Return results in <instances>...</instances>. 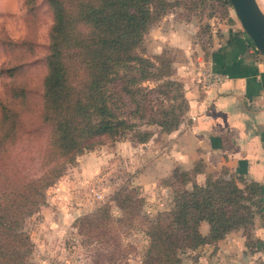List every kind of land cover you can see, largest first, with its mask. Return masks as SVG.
Segmentation results:
<instances>
[{"label": "trees", "instance_id": "1", "mask_svg": "<svg viewBox=\"0 0 264 264\" xmlns=\"http://www.w3.org/2000/svg\"><path fill=\"white\" fill-rule=\"evenodd\" d=\"M206 1L44 0L51 23L38 88L30 79L36 43L31 37L2 40L10 57L0 65V264H30L33 243L23 229L25 220L77 156L128 135L147 144L154 134L149 127L161 133L179 127L189 108L184 83L174 77L172 59H151L141 42L175 8L192 10ZM23 7L34 24L38 0H23ZM33 153L39 168L34 175L28 171ZM203 171L197 162L191 171L176 172L171 207L154 219L143 214V197L123 187L112 197L120 216L105 203L77 217L81 244L94 252L95 264L121 263L127 254L122 227L144 226L149 244L141 264H182L184 254L251 225V206L264 196L263 186L227 169L197 182ZM170 180L166 183L174 186ZM203 222L206 234L200 230Z\"/></svg>", "mask_w": 264, "mask_h": 264}, {"label": "rangeland", "instance_id": "2", "mask_svg": "<svg viewBox=\"0 0 264 264\" xmlns=\"http://www.w3.org/2000/svg\"><path fill=\"white\" fill-rule=\"evenodd\" d=\"M179 1L185 3L188 0ZM38 3L39 18L30 24L23 0H0V65L7 63L10 57L1 44L3 39L31 37L38 50L33 58L37 59V63L31 69L30 79L37 88L44 69L40 59L48 42L47 33L51 23L44 0H38ZM257 3L264 13V0H257ZM232 29L244 32L232 6L224 5L221 0H207L203 6L192 10H185L182 6L175 8L145 34L141 48L151 59L158 55L168 56L173 61L176 79L182 82L183 79H189L202 89L215 86L207 85L202 79V73L212 66L209 59L212 48L222 45L227 32ZM191 45L192 50L187 47ZM176 66L179 69L181 66L180 74H177ZM3 87L0 78V96ZM149 129L154 132L148 142L150 146L148 143L136 144L128 135L113 142L105 141L93 150L85 151L76 157L73 164L67 166L64 174L46 190L45 201L38 211L25 220L23 229L33 243L30 264H95L96 255L81 244L84 237L78 234L74 223L77 217L105 203L110 206L115 217L120 216L121 211L112 200L119 187L125 188L127 193L135 197H143L142 212L151 219L159 211L171 207L173 188L178 186L174 174L178 171H191L192 168L185 170L176 167L168 177L158 180L151 177L154 169L143 173L145 167L154 160V155L160 152V145L168 143L165 134L169 133H161L155 126ZM30 156L33 162L28 164V171L34 175L39 171L37 154ZM169 167L161 164V175ZM223 169L213 174H219ZM169 178L173 179L170 181L174 182V186L166 183ZM240 187L244 188L243 185ZM263 197H256L257 204L255 202L251 206L254 212L251 225L230 231L216 244L204 245L184 254L182 264H264V246L257 243L259 240L261 244L264 243ZM143 227L120 228L121 242L127 249L120 264H141L149 244ZM200 230L206 234L207 224L202 223Z\"/></svg>", "mask_w": 264, "mask_h": 264}, {"label": "crops", "instance_id": "3", "mask_svg": "<svg viewBox=\"0 0 264 264\" xmlns=\"http://www.w3.org/2000/svg\"><path fill=\"white\" fill-rule=\"evenodd\" d=\"M209 59L228 79L207 89L183 79L189 108L179 127L165 134L168 143L160 145L143 173L154 169L151 177L158 180L176 167L190 170L202 162L204 172L196 176L200 183L206 174L225 168L264 188V55L245 32L232 29ZM175 69L178 74L181 66ZM161 164L170 166L163 175Z\"/></svg>", "mask_w": 264, "mask_h": 264}, {"label": "water", "instance_id": "4", "mask_svg": "<svg viewBox=\"0 0 264 264\" xmlns=\"http://www.w3.org/2000/svg\"><path fill=\"white\" fill-rule=\"evenodd\" d=\"M245 34L264 55V13L257 0H229Z\"/></svg>", "mask_w": 264, "mask_h": 264}, {"label": "built area", "instance_id": "5", "mask_svg": "<svg viewBox=\"0 0 264 264\" xmlns=\"http://www.w3.org/2000/svg\"><path fill=\"white\" fill-rule=\"evenodd\" d=\"M202 79L207 85H217L228 79V75L225 73L217 72L212 66L204 69L202 73Z\"/></svg>", "mask_w": 264, "mask_h": 264}]
</instances>
